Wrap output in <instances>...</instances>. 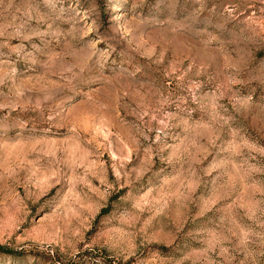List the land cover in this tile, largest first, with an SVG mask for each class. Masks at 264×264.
Returning <instances> with one entry per match:
<instances>
[{"label": "rangeland", "instance_id": "1", "mask_svg": "<svg viewBox=\"0 0 264 264\" xmlns=\"http://www.w3.org/2000/svg\"><path fill=\"white\" fill-rule=\"evenodd\" d=\"M0 264H264V0H0Z\"/></svg>", "mask_w": 264, "mask_h": 264}, {"label": "trees", "instance_id": "2", "mask_svg": "<svg viewBox=\"0 0 264 264\" xmlns=\"http://www.w3.org/2000/svg\"><path fill=\"white\" fill-rule=\"evenodd\" d=\"M12 251L0 244V254L11 255Z\"/></svg>", "mask_w": 264, "mask_h": 264}]
</instances>
